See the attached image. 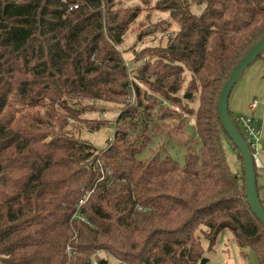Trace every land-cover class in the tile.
I'll list each match as a JSON object with an SVG mask.
<instances>
[{
    "label": "trees",
    "instance_id": "obj_1",
    "mask_svg": "<svg viewBox=\"0 0 264 264\" xmlns=\"http://www.w3.org/2000/svg\"><path fill=\"white\" fill-rule=\"evenodd\" d=\"M155 8L171 21L150 33L172 22L177 30L142 50L130 78L118 46L141 8L0 0V264H200L203 243L213 252L227 231L264 264V224L218 113L225 81L264 36V0H160ZM123 99L104 147L80 136L77 122L105 127L82 117L83 101ZM162 135L186 146L184 164L165 148L145 155Z\"/></svg>",
    "mask_w": 264,
    "mask_h": 264
},
{
    "label": "rangeland",
    "instance_id": "obj_2",
    "mask_svg": "<svg viewBox=\"0 0 264 264\" xmlns=\"http://www.w3.org/2000/svg\"><path fill=\"white\" fill-rule=\"evenodd\" d=\"M158 1L160 0H148L144 4L141 0H117L119 6L141 8L137 21L133 23L131 29L125 35L123 43L118 46L119 51L128 65L130 78L135 77V72L143 62V59H141L142 50L150 46H164L169 34L177 30V24L172 22L168 32L162 33L160 31L161 29H158L150 33L155 27H161L162 20L171 21L170 16L165 11L155 8ZM130 97L128 96L127 100H130ZM255 98L264 101V56L258 58L248 67L232 90L229 106L234 117L248 114L257 116V114H261L262 106L256 112H252L249 108V104ZM90 103L91 101H83L82 104H86L89 109L82 117L90 119L89 121L92 123L98 121L104 122L105 127L99 132H96L84 126L82 123L79 124L80 122L75 124L78 127L82 126L80 130L81 137L89 139L97 147H104L107 141L113 137L117 117L124 108V99L122 102L99 101L89 105ZM173 108L177 112L174 120L182 118L181 109L176 105ZM70 122L74 123V120H70ZM190 123L195 125L196 117L191 118ZM162 148H165L180 164H184L186 146L170 140L166 135L157 137L154 144L151 145V149L149 150L148 148L146 150L145 155L150 156L153 152ZM225 151L231 170L241 177L242 169L239 166L238 157L233 147L230 144H226ZM260 159L264 163V150L260 151ZM203 244L206 248L205 257L209 258L206 264H258L253 252H251L249 257L244 254V249H240L234 234L230 231L221 235L219 243L213 252L207 251L206 242ZM238 250L243 252V257L238 255ZM101 255L105 254L102 253Z\"/></svg>",
    "mask_w": 264,
    "mask_h": 264
},
{
    "label": "water",
    "instance_id": "obj_3",
    "mask_svg": "<svg viewBox=\"0 0 264 264\" xmlns=\"http://www.w3.org/2000/svg\"><path fill=\"white\" fill-rule=\"evenodd\" d=\"M264 54V36L248 51L232 71L229 78L225 81L218 100V113L222 124L238 148L243 159L247 201L256 216L264 224V205L262 204L257 181L256 164L253 152L246 142L244 136L235 124L234 118L230 113V96L236 83L242 77L248 67ZM208 258L204 257L200 264H206Z\"/></svg>",
    "mask_w": 264,
    "mask_h": 264
},
{
    "label": "built area",
    "instance_id": "obj_4",
    "mask_svg": "<svg viewBox=\"0 0 264 264\" xmlns=\"http://www.w3.org/2000/svg\"><path fill=\"white\" fill-rule=\"evenodd\" d=\"M260 106L264 108V101L254 99L250 104V109L252 111L257 110ZM235 121L239 124L242 131L244 132V138L248 145L250 146L256 167L258 169L264 167L260 159V151L263 150L261 138H262V127L259 125L253 115H239L235 117ZM97 264V262H95Z\"/></svg>",
    "mask_w": 264,
    "mask_h": 264
},
{
    "label": "crops",
    "instance_id": "obj_5",
    "mask_svg": "<svg viewBox=\"0 0 264 264\" xmlns=\"http://www.w3.org/2000/svg\"><path fill=\"white\" fill-rule=\"evenodd\" d=\"M250 104H249V108H250ZM256 111L257 110L252 111V112H256ZM254 118H255L256 122L259 125H261L262 130H263L262 138H261V143H262V147H263V150H264V141H263L264 140V108H262L261 114L260 113L257 114V116H254ZM259 173H260V177H259V185H260L259 193H260L261 199L264 201V167H262V168L259 169ZM251 252H253V251L250 248H247L246 250H244V254H246L248 257L251 255ZM237 253H238V255L242 256V253L243 252H241V251L238 250ZM205 255H206V253H205ZM208 261H209V258H208Z\"/></svg>",
    "mask_w": 264,
    "mask_h": 264
}]
</instances>
